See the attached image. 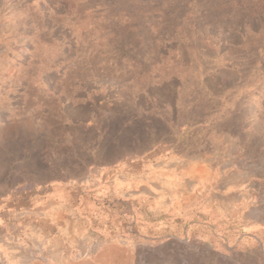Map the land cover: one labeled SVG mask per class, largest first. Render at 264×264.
<instances>
[{
	"label": "rangeland",
	"instance_id": "obj_1",
	"mask_svg": "<svg viewBox=\"0 0 264 264\" xmlns=\"http://www.w3.org/2000/svg\"><path fill=\"white\" fill-rule=\"evenodd\" d=\"M11 225L57 240L0 264H264V0H0Z\"/></svg>",
	"mask_w": 264,
	"mask_h": 264
},
{
	"label": "crops",
	"instance_id": "obj_2",
	"mask_svg": "<svg viewBox=\"0 0 264 264\" xmlns=\"http://www.w3.org/2000/svg\"><path fill=\"white\" fill-rule=\"evenodd\" d=\"M15 222V220H13ZM16 223V222H15ZM18 226L11 225V227L0 228V240H57L54 237L41 236L40 232H33L32 230H23V235L19 233ZM25 231V232H24ZM4 236H1L3 235ZM61 240V238L59 239Z\"/></svg>",
	"mask_w": 264,
	"mask_h": 264
}]
</instances>
